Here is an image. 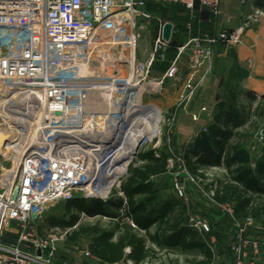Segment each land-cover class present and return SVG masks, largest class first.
<instances>
[{
  "label": "built area",
  "instance_id": "2783aa9c",
  "mask_svg": "<svg viewBox=\"0 0 264 264\" xmlns=\"http://www.w3.org/2000/svg\"><path fill=\"white\" fill-rule=\"evenodd\" d=\"M223 1L199 0V9L197 0H0V137L6 140L0 157L20 146L15 167L0 163V264H57V243L70 231L41 236L37 224L58 206L77 198L108 202L114 188L126 202L123 180L140 149L159 138L164 120L148 99L178 78L184 57L194 70L210 61L216 47L236 48L250 26L264 24V10L255 8L233 31L190 37L175 48L167 70L153 77L158 64L169 62L175 28L148 8L183 6L192 19L207 10L216 22ZM151 23L157 36L147 61H141L139 44ZM168 23L170 42L163 35ZM187 88L190 95L195 92L191 83ZM143 119L151 125L136 134ZM130 155L126 173L118 178L121 159ZM176 189L183 196L179 184ZM220 207L234 214L230 205ZM189 226L212 230L204 218H192ZM236 227L230 243L235 264H256L249 250L259 251L253 234L264 233V226L250 219ZM13 229L17 242L7 245L4 238Z\"/></svg>",
  "mask_w": 264,
  "mask_h": 264
},
{
  "label": "crops",
  "instance_id": "0c3cea01",
  "mask_svg": "<svg viewBox=\"0 0 264 264\" xmlns=\"http://www.w3.org/2000/svg\"><path fill=\"white\" fill-rule=\"evenodd\" d=\"M262 1L263 0H250L247 4L243 5L241 0H224L222 4V14L216 22L211 21V16L207 10H201L200 12L196 14V17L192 19L189 12L183 6H170L167 8L150 6L148 8V11L152 13V10L159 9L161 11L160 15L164 17L169 16L171 20L170 22L174 24V28H175L172 41H173V44H175V46L177 47L187 42V40L190 37L196 38V37H201L205 34L214 35L222 31L230 32V31L235 30L242 24L243 20L245 19V16L251 10L258 8V6L263 3ZM197 8L200 9L199 0H197ZM190 23L192 24L191 31L188 29V25ZM154 27H155V30H154L153 36L155 38L157 36L158 27L156 24ZM215 49L216 50H215V55H214L213 60L217 64L218 68L220 67L222 68L223 77L226 80L225 84H229L228 79H229L230 74L233 73V70L239 69V70H242V72H244L243 73L244 76L240 78L239 82L235 86L229 87L228 90H226L228 99H224V100L222 99V101L219 103V109L221 110V108L226 105L235 106L236 111L239 113L241 121L242 122L244 121V124H246L245 118L242 116L241 112L238 109V102H239V98L241 94L243 93L245 95L246 92H248L249 95L253 93V94H257L258 96H261L264 98V24L259 25V26L258 25L250 26L244 35L243 43L239 45L238 47L229 49L221 45V46L216 47ZM175 55H173V58H175ZM169 57H170V52L168 53V59ZM170 63L171 61L169 59V62H167L165 68H162V66H164L163 64H158L155 70H157L161 66L162 69L160 70L161 71L160 73H163L167 70ZM189 70L190 71L188 72L187 80H189L190 83L193 82V80H196L197 84L200 83L201 84L200 93L203 92L205 89H207L208 70H207L206 65L202 64L201 66H199L198 68L192 71L191 69ZM241 83H242V89L240 88ZM177 86L178 85H173L170 88H168L166 91L167 93L163 97L159 98L158 103L161 105H164L166 103L167 104L174 103L175 100L177 101L178 94H180L181 91L183 90L180 88L179 89L180 93H179V91H177V88L173 89V87H177ZM202 108L203 107H200V109L196 113H193V115L200 114L201 121L205 123L206 121H210L212 123L209 126L215 124L216 116L218 113L215 114L214 117L209 120L207 118L208 116L205 115V113L201 111ZM186 121L190 123L191 128L196 125L192 120H189L188 118H186ZM199 127H200L199 131H201L200 133H202L208 128L207 127L206 129L201 130L202 126H199ZM244 127L245 125L238 130V133L243 137L244 148L250 158V163L248 164V167L251 169L254 175H257L256 173H257L258 163L264 160V143H262L263 145L261 146V148H258V149L250 148L248 141H246L247 137L248 139L250 138L249 136L250 134L243 131ZM200 133L198 134V136L200 135ZM237 141H238L237 137H234L233 140L230 142V144L237 142ZM225 155L223 156L220 165L206 168V169H211V168L216 167V168H223L225 170L224 173H226V176L225 178H223V181H221L220 184L228 182L229 177H230L228 173L229 169L225 161ZM138 161L139 163L136 166L142 164L141 160L138 159ZM239 166L241 165H234L230 169L234 171ZM165 175L166 174L154 177L152 179V182L154 183V180L159 179ZM183 177L185 178L187 177V175H184ZM257 188H259V192L255 194L250 193V195L256 198H259L258 201H261L264 203V179H258ZM77 199H82L88 204H91L93 200H99V199H93V198H89V199L77 198ZM168 200H176V199H167L165 201H168ZM163 202L161 201V194H160L159 203H163ZM214 203L220 207V205L217 204L215 201ZM225 204L230 205L234 209V214L233 215L228 214V216L222 215L223 216L222 220H220V222H216L215 226H216L217 231L220 234L224 230H227L228 228H230L235 234L237 223L245 222L250 219L254 220L256 224L264 226V215L257 216V217H254L253 215H248V216L246 215L243 217L240 215L238 216L236 214V203L234 201L229 199ZM64 206H66V204H64ZM185 206L187 207V214L185 216L184 221H185V224L189 226L188 222H190L192 218L194 217L201 218L202 216L201 217L194 216L189 206L187 204H185ZM123 208L124 206L122 208H108L107 211L109 215L107 216L97 215V216L91 217L87 215L85 212H79L75 209H72L69 212L67 211L65 207L66 216L63 217L62 215L58 216L56 214L55 215L52 214L50 216H45L44 220L38 222L37 224L38 232L41 236H46L52 231H55L57 229H60L62 232H66L68 230L70 231L69 234L63 240L57 243V264H111V263H108L106 261H103L95 257L90 252L89 246L91 244L93 235L84 233L83 231L84 226H82V220L87 218L89 220L103 219V220L110 221L111 224L109 228H104L101 225H93L94 227L92 226H88V227L90 228L97 227L105 231L113 232L114 236H113L112 242H117L119 236L123 234V231L121 230V228L118 227L120 226L119 224H121L120 222L128 223L127 220L126 221L121 220V217H123L121 215V210ZM72 215L79 216V220L74 227L61 228L59 226H51L48 223V219L50 217H58L66 221H69ZM203 217L204 219L208 220L207 217L205 216ZM157 230H158L157 225H153L150 229V234L154 235L157 232ZM194 231L197 232L198 234V240L205 243L214 253V260L212 264H235V256L230 249V243L234 235L233 237L229 239L226 245L227 247H225L222 242L221 243L218 242L215 236H212V231L210 233L200 232L199 230H196V229H194ZM75 232H78L79 234L78 237L74 240H70L69 237L72 236ZM137 235L138 237L144 238L145 240H147L146 248L151 250L149 254L150 256L140 264L145 263L147 260L152 261L154 264H188V261L189 262H193V261L199 262V261L205 260V255L200 250L184 252L181 248L170 249V248L160 247L155 242L151 241L148 238V234L145 231H137ZM253 235L255 239L259 240L260 247L257 253L253 249L249 250V259L255 261L256 264H264V233L255 232ZM17 238H18V232L16 229H13L9 232V234L6 235V237L4 238V242L7 245H13L17 242ZM129 249H130L129 247L126 249V253H128ZM86 252H90L92 257L90 258L87 257ZM164 253H167L169 258L166 255L165 257L168 260L165 259L162 263L160 260V255ZM171 253L184 254V255H186V253H194L196 255L192 258H186L184 261H180V260H174V258H172L173 255ZM126 261L127 260L121 263H114V264H125Z\"/></svg>",
  "mask_w": 264,
  "mask_h": 264
},
{
  "label": "trees",
  "instance_id": "16d2710c",
  "mask_svg": "<svg viewBox=\"0 0 264 264\" xmlns=\"http://www.w3.org/2000/svg\"><path fill=\"white\" fill-rule=\"evenodd\" d=\"M262 2L258 8L264 10V0ZM244 125L235 106L222 107L216 116V123L197 137L190 155L185 158V168L191 175L204 177L201 171L220 165L226 154L229 181L219 185L214 201L219 205L225 204L229 199L234 201L238 216H263L264 203L250 193L259 192L257 183L258 179H264V160L258 163L257 175H254L248 167L250 158L244 148L243 137L238 133ZM234 137H237L238 141L230 144ZM138 159L142 161V164L131 168L128 178L121 186L126 202L120 198L108 202L93 200L91 204H88L82 199H74L66 204L67 211L75 209L91 217L107 216L108 208L125 206V213L121 220H127L128 223L120 222L118 227L123 234L119 236L117 242H112L114 233L111 231L97 227L83 229L84 233L93 235L89 246L92 255L111 264L125 260L140 264L150 256L151 252L146 248L147 240L137 235V231H145L148 238L160 247L181 248L184 252L200 250L205 255V260L188 261V264H212L214 260L212 250L198 240V234L194 228L185 224L187 207L176 200L159 203L160 191L155 187L152 179L169 173V158L165 154L156 153L155 150H148L139 154ZM234 165L241 166L232 171L230 168ZM78 220L77 215H72L69 221L50 217L48 223L51 226L71 228L77 224ZM153 225L158 227L154 235L150 234ZM78 235V232H75L69 239L74 240ZM128 247L130 249L126 253Z\"/></svg>",
  "mask_w": 264,
  "mask_h": 264
},
{
  "label": "rangeland",
  "instance_id": "374dc122",
  "mask_svg": "<svg viewBox=\"0 0 264 264\" xmlns=\"http://www.w3.org/2000/svg\"><path fill=\"white\" fill-rule=\"evenodd\" d=\"M253 12L254 10H251L245 16L242 24L246 23L247 18H249ZM160 13L161 11L159 9L152 10V14L154 16H160L161 19L167 20L168 22L171 21L169 16L164 17L160 15ZM154 26L155 23H151L150 26H148V29L144 32L140 41L139 59L141 61H147L149 52L152 49V40L154 39L153 34L155 30ZM177 47L175 44H173L174 50L170 51L169 59L171 62H173L175 59L173 58V55H175V48ZM215 50L210 61L204 63L208 70V86L203 92L200 93L201 84H197L196 80H193L191 84L195 87V92L190 95L189 89L187 88L188 83H190L189 80H187L190 66L188 58L184 57L183 60L180 61L181 72L178 78L176 80L168 81L161 95L148 99L146 103L155 104L160 108L164 114V120L161 122L157 130V133L160 134L159 138L156 139L153 144H146L143 146L140 149L139 154L148 150H152L154 149L153 147H155L156 153L165 154L169 158V173L159 179L154 180L156 188L160 191L161 201L163 202L167 199H176L184 205L187 204L192 210L194 216H202L201 218H204L203 216L207 217L210 225H212V236H215L218 242H222L223 245L227 247L226 245L229 239L234 235L233 231L228 228L220 234L217 231L215 224L216 222H220L224 215L228 216L230 213L228 210H225L214 203L216 191L218 190L220 182L223 181V178L226 176V173H224L225 170L223 168L216 167L204 169L201 171V174L204 177H201L199 175L194 176L189 174L185 168V158L190 155L195 139L201 132L199 131V126H202L201 130H204L210 124H212L210 121H206V123L201 121L200 114H197L200 116L199 119L194 120L193 113H196L200 107H203L206 109V111L203 113L208 116L207 118L209 120L212 119L215 114L219 113V103L222 101V99H228L226 90H228L229 87L235 86L239 82L240 78L244 76V72H242V70L235 69L229 76V84H225L226 80L223 77V70L221 67L218 68L217 64L213 60ZM164 65L166 66V64ZM165 66H162V68H165ZM162 68L160 66L152 73V76L160 77L162 74L160 73V70ZM192 70L193 69H191V71ZM173 85H178L177 87H173V89L177 88V91H179L180 88L183 89L181 93L179 91L180 94H178V100H175L174 103L170 104H159V98L163 97L167 93V89ZM240 88L242 89V83ZM238 109L246 120L243 131L250 134V138H246L250 148H261L263 145L262 143H264V98L253 93L251 95H249L248 92H246L245 95L242 93L239 98ZM186 118L192 120L196 125L191 128L190 123L186 121ZM12 148L13 147L11 146L8 149ZM19 148L20 146H18L15 151L8 152L6 156L0 157V163L8 170L17 165L20 156L18 153ZM130 160L131 155L122 161L123 165L119 168L122 173L121 177L125 174ZM138 163L139 161L137 159L134 160L132 168ZM184 175H187V177L184 178ZM126 179L123 180V183L126 181ZM176 184H179V186L182 187L183 196H181L176 189ZM113 190L115 197H113L112 200L120 199L121 196L119 195V190H115V188ZM65 207L66 206L64 205L59 206L58 208L47 212L46 216L56 214L58 216L62 215L64 217L66 216ZM110 224V221L103 219L89 220L85 218L82 220V226H84L85 229L88 226L94 227L93 225H101L104 228H109ZM171 254L173 255L172 258H174V260L180 261H184L186 258H192L196 255L194 253H186V255L175 253ZM166 255L169 258L167 253L160 255V260L162 263L166 259ZM149 264L154 263L152 262Z\"/></svg>",
  "mask_w": 264,
  "mask_h": 264
},
{
  "label": "bare ground",
  "instance_id": "6f19581e",
  "mask_svg": "<svg viewBox=\"0 0 264 264\" xmlns=\"http://www.w3.org/2000/svg\"><path fill=\"white\" fill-rule=\"evenodd\" d=\"M149 115H151V113H149ZM149 124L151 125V122H150L149 120L146 121L145 119H143V120H142V121L136 126V128H137L138 130L135 128V133H136V134L138 133V131L140 130L139 128H140L141 126H144V125L146 126V125H147V127L149 128V126H148ZM141 129H142V128H141ZM2 140H3V139L0 138V147L2 146V143H3ZM8 148H10V147H8ZM8 148H7V149H8ZM125 155H126V154H125ZM121 157H122V156H121ZM118 158H120V157H118ZM118 158H117V159H118ZM123 158H124V159H123ZM123 158H122L121 160L124 161V160L126 159V157H123ZM106 164H107V163H106ZM104 166H105V165H104ZM121 174H122V173H121V171H120V169H119V170L117 171V177H118V178H121Z\"/></svg>",
  "mask_w": 264,
  "mask_h": 264
},
{
  "label": "water",
  "instance_id": "95a60500",
  "mask_svg": "<svg viewBox=\"0 0 264 264\" xmlns=\"http://www.w3.org/2000/svg\"><path fill=\"white\" fill-rule=\"evenodd\" d=\"M173 25L171 23L166 24L164 27V40L170 42L172 39ZM2 144L6 143V140H2Z\"/></svg>",
  "mask_w": 264,
  "mask_h": 264
}]
</instances>
